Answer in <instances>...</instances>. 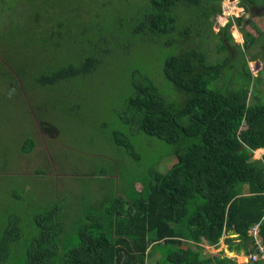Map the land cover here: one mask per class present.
Returning a JSON list of instances; mask_svg holds the SVG:
<instances>
[{"label": "trees", "instance_id": "1", "mask_svg": "<svg viewBox=\"0 0 264 264\" xmlns=\"http://www.w3.org/2000/svg\"><path fill=\"white\" fill-rule=\"evenodd\" d=\"M221 2L39 0L17 15L14 4L8 7L13 24L28 23L20 34L28 45L11 44L4 52L16 68L8 91L19 81L47 97L34 100L41 133L53 130L56 135L58 117L77 115L83 97L77 83L100 70L108 54L128 55L140 48L138 40L163 50L158 73L166 84L157 83L151 71L133 69L130 95L117 112L127 132L114 130L111 139L123 147L122 155L135 160L140 158L137 137L160 139L170 146L165 157H174V162L166 172L150 166L145 176L133 177L122 188L118 165L108 158L93 170L103 181L92 190V183L81 181L88 188L75 191L73 180L59 178L54 200L33 217L37 235L13 263L25 229L18 213L4 218L0 264H260L238 263L223 253L204 254L205 245L216 246L227 232L232 235L224 239L229 251L253 252L255 238L249 230L257 223L264 242V153L253 158L257 149H264V92H259V78L246 58L259 55L254 48L264 42V33L258 40L240 27L244 43H228L230 27L245 19L231 17L214 32L212 16L221 12ZM241 5L259 8L264 0H241ZM126 15L129 23L123 25ZM64 42L77 45L71 58L57 55ZM37 45L48 59L35 69L30 61L29 71L22 53ZM259 53L264 59V43ZM9 71L2 69V75ZM28 146L21 150L29 152ZM50 166L51 161L36 174L53 172ZM70 192L75 197L68 203ZM77 197L84 201L69 228ZM4 215L0 212V227Z\"/></svg>", "mask_w": 264, "mask_h": 264}, {"label": "rangeland", "instance_id": "2", "mask_svg": "<svg viewBox=\"0 0 264 264\" xmlns=\"http://www.w3.org/2000/svg\"><path fill=\"white\" fill-rule=\"evenodd\" d=\"M35 1L38 3L39 0H0V76L2 77H0V212L5 214L1 219L3 226L0 229L4 230L6 227L4 218H7L8 213L11 212L20 215V227L25 229V234L19 244L20 249L17 255L12 257V263L22 256L25 246L31 238L37 235L38 227L33 217L47 208V202L54 200L57 190L56 180H73L75 191H77L76 188H88L83 186L81 181L92 183L93 186L89 187L92 190L97 182L103 181L101 174L98 171L96 174L93 170L97 165L102 164V160L108 158L115 160L118 165V173L121 176L117 181L121 183L120 188H122V184L133 181V177L145 176L150 166L156 167L160 172H166L174 162V157H165L170 154V146L160 139L147 138L144 135L137 137L134 144L140 155L139 160L133 159L127 153L122 155L119 148L123 149V147H117L111 139L114 130L127 132L128 127L121 124L117 112L123 108L124 100L130 95L131 71L133 69L151 71L157 83L163 81L166 84L165 79L158 73L159 71L162 73L164 52L151 42L138 40L137 46L140 48H134L128 55L121 52L115 55L108 54L105 65L100 70H96L85 80L77 83L83 96L77 115H72L73 118L68 114L58 117L59 119L54 124L58 132L56 135H53V130L49 133L42 132L43 134L40 132L34 116V100L40 103L42 98L47 97L42 96L37 90L21 86L19 81L9 93L8 85L14 82L13 73L16 68L8 64L4 56L5 50L11 44L28 45L26 41H23L24 37L20 35L28 23L13 24V16H7L10 11L8 7L14 4L16 10L10 12L17 15L29 3ZM258 6L259 8L245 10L241 5V0H222L221 12L216 14L213 20V31L217 32L231 17L242 16L245 21L240 26L233 23L230 27L232 40L228 43H244L240 27L259 40L261 34L264 33V6ZM37 10H42V8H37ZM105 22H109V19ZM128 23L126 15V20H123L122 24L127 25ZM216 38L219 39V37ZM263 43L262 39L259 40L254 48V51L259 54L258 58L253 56L254 58L250 60V55L246 56L251 73L259 78L258 86L261 93L264 92V59L259 51ZM76 46L64 42L57 55L60 59L71 58L76 52ZM35 47L31 50L28 48L23 51L24 54L22 53L27 59L24 68L29 71L32 69L30 61L33 60V69H35L38 63H45L48 59L47 54L39 51V45ZM237 63L240 64L241 61L237 59ZM2 69L10 70L7 76L2 75ZM29 141L35 142L33 148L28 146ZM26 146L31 148L28 149L29 152L21 150ZM39 151H41V158ZM263 153L264 149H257L253 153V158L260 159ZM50 161L53 165V167L50 166L53 172L38 176L37 170L46 171ZM61 165H64V172L61 170ZM136 185L140 187L139 182ZM71 194L67 197L68 203L75 195ZM77 198H75L76 202L74 201L76 208L71 211L67 219L68 227L69 222L75 219L77 208L81 205L80 202L84 201V199ZM227 236L232 235L228 232L224 233L216 246L205 245L204 254L223 253L234 257L232 255L237 253L229 251L224 242ZM238 256L237 262L243 263L244 255L238 254Z\"/></svg>", "mask_w": 264, "mask_h": 264}, {"label": "built area", "instance_id": "3", "mask_svg": "<svg viewBox=\"0 0 264 264\" xmlns=\"http://www.w3.org/2000/svg\"><path fill=\"white\" fill-rule=\"evenodd\" d=\"M249 233L254 236V251L246 255L247 262H259L264 264V242L259 235V224H255L249 230Z\"/></svg>", "mask_w": 264, "mask_h": 264}, {"label": "crops", "instance_id": "4", "mask_svg": "<svg viewBox=\"0 0 264 264\" xmlns=\"http://www.w3.org/2000/svg\"><path fill=\"white\" fill-rule=\"evenodd\" d=\"M259 149H263V148H259ZM239 255H241V254H239ZM242 255H244V254H242ZM232 256L236 257V259L239 258L238 254H233ZM243 257H244V261H243V263H246V262H247V261H246V255H244Z\"/></svg>", "mask_w": 264, "mask_h": 264}, {"label": "water", "instance_id": "5", "mask_svg": "<svg viewBox=\"0 0 264 264\" xmlns=\"http://www.w3.org/2000/svg\"><path fill=\"white\" fill-rule=\"evenodd\" d=\"M215 17H216L215 15H214V16H212V20H214V19H215Z\"/></svg>", "mask_w": 264, "mask_h": 264}, {"label": "clouds", "instance_id": "6", "mask_svg": "<svg viewBox=\"0 0 264 264\" xmlns=\"http://www.w3.org/2000/svg\"><path fill=\"white\" fill-rule=\"evenodd\" d=\"M246 263H249V262H246Z\"/></svg>", "mask_w": 264, "mask_h": 264}]
</instances>
